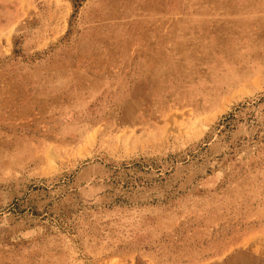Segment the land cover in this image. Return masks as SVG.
Instances as JSON below:
<instances>
[{"label":"rangeland","instance_id":"1","mask_svg":"<svg viewBox=\"0 0 264 264\" xmlns=\"http://www.w3.org/2000/svg\"><path fill=\"white\" fill-rule=\"evenodd\" d=\"M0 264H264V0H0Z\"/></svg>","mask_w":264,"mask_h":264}]
</instances>
